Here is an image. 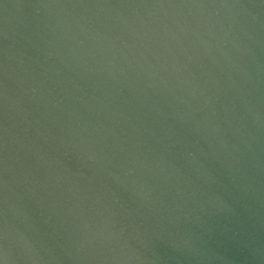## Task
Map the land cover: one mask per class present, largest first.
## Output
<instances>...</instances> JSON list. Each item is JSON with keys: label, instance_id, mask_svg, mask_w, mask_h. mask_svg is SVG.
Segmentation results:
<instances>
[{"label": "water", "instance_id": "obj_1", "mask_svg": "<svg viewBox=\"0 0 264 264\" xmlns=\"http://www.w3.org/2000/svg\"><path fill=\"white\" fill-rule=\"evenodd\" d=\"M0 264H264V0H0Z\"/></svg>", "mask_w": 264, "mask_h": 264}]
</instances>
